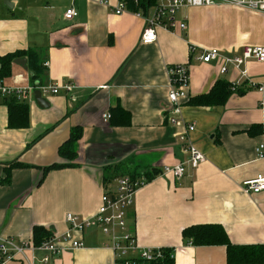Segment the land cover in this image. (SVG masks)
<instances>
[{
    "label": "crops",
    "instance_id": "crops-1",
    "mask_svg": "<svg viewBox=\"0 0 264 264\" xmlns=\"http://www.w3.org/2000/svg\"><path fill=\"white\" fill-rule=\"evenodd\" d=\"M10 1L13 9L0 3V57L32 50L49 66L39 80H32L29 69L13 65L4 83L73 84L77 89L45 96L47 108L39 107L33 95L26 103V129L9 127V110L0 100V236L18 243L33 240L35 227L64 235L66 215H95L104 191L115 190L127 169L139 178L158 172L127 210L128 231L141 248L171 249L174 264H227L223 246L184 243V229L205 224L222 226L234 245L264 246V192L249 195L243 187L264 175V160L256 153L264 145V63L250 61L240 70L230 66L222 75L218 64L198 60L204 50L232 57L246 48L264 47V13L222 5L184 8L176 22L185 23L186 31L158 29V41L144 45V21L114 13L120 0ZM71 6L78 16L68 22L64 13ZM169 66L189 68L184 102L209 93L218 81L243 92L224 106L181 105L177 118L196 125L191 139L206 162L196 170L187 166L180 179L163 175L166 167L187 159L180 139L186 128L168 122ZM103 86L111 88L99 90ZM106 113L112 115L109 122L103 118ZM252 126H262L263 133L248 135ZM75 128L83 136L70 164L59 149ZM63 164L73 166L44 174ZM105 176L115 179L105 183ZM73 236L84 248L68 250L49 264L113 262L112 241L100 229ZM43 256L28 250L9 264H42Z\"/></svg>",
    "mask_w": 264,
    "mask_h": 264
},
{
    "label": "built area",
    "instance_id": "built-area-1",
    "mask_svg": "<svg viewBox=\"0 0 264 264\" xmlns=\"http://www.w3.org/2000/svg\"><path fill=\"white\" fill-rule=\"evenodd\" d=\"M227 6L264 13V0H157L156 5L145 11L132 12L126 5V0H120L119 7L115 9L116 15L132 14L134 17L144 21L145 26L141 36V43L151 45L158 41L157 30L164 29L173 32L176 29L184 32L187 26L183 22H176V15L184 8H204L212 6ZM78 12L74 6L69 7L64 13V19L68 22L74 21ZM194 51V49H193ZM204 64H218L222 75L228 72L230 66L236 70L242 69L248 62L255 61L264 63V47L246 48L241 55L232 57L223 55L218 50H204L198 58ZM48 63L44 64L47 68ZM169 115L168 122L172 126L186 128L185 134L181 136L183 151L186 155V162L175 167H166L163 175H173L180 179L186 173L187 166L196 170L206 162V157L191 139L196 131L195 124L185 125L177 117L181 114V105L188 99L190 85V71L187 66H169ZM242 75L247 77L246 71ZM255 85V83H252ZM111 87L103 86L99 90H108ZM73 84H51L47 86L31 85L29 87L8 86L0 80V100L16 99L19 103H28L35 91H39L44 98L49 95L60 93H71L76 90ZM260 88V91H263ZM105 122L112 119L111 113L104 115ZM257 159L264 160V145L256 149ZM146 183L145 178H136L123 175L117 179L115 190H105L100 207L95 215L88 219H80L73 214L66 215V222L69 224L68 231L60 236L52 238L36 246L32 240L18 243L14 238L0 236V264H9L17 259V256H24L26 251L43 253L42 264H49L54 257H58L68 250L84 248V242L74 238L73 233H83L88 228H98L101 232L110 237L112 241L111 250L114 260L110 264H152L165 258L163 249H146L138 245L137 238L127 228V210L134 205L137 191ZM244 191L249 195H258L264 192V175L247 181L243 184ZM68 245V247H66ZM169 259L175 260L174 252L171 251Z\"/></svg>",
    "mask_w": 264,
    "mask_h": 264
},
{
    "label": "trees",
    "instance_id": "trees-1",
    "mask_svg": "<svg viewBox=\"0 0 264 264\" xmlns=\"http://www.w3.org/2000/svg\"><path fill=\"white\" fill-rule=\"evenodd\" d=\"M157 0H126L128 9L132 12L145 11L149 7L156 5ZM27 60V67L31 73L32 80H39L44 74L45 68L41 63L40 53L37 51H17L0 57V80L4 82L5 79L11 77L12 67L16 60ZM39 83V82H36ZM34 82V84H36ZM242 94L241 89L236 85H232L225 81H218L214 84L209 93L191 98L182 105H189L193 107H217L224 106L234 94ZM5 106L9 110V127L11 129H26L29 127V106L26 103H19L16 99L3 100ZM50 129L48 132H50ZM47 132V133H48ZM248 135L255 136L262 134V126H252L246 131ZM83 136L81 128H75L70 134L69 140L64 143L59 149L61 158L67 161H75L78 157L76 150L78 142ZM40 139V138H39ZM38 139V140H39ZM72 164V163H70ZM53 165L44 170L46 175L49 171L69 168L73 165ZM116 173L117 169H115ZM127 174L134 179L137 175L131 173L130 170L124 169ZM158 176V172H149L145 175L146 182L152 181ZM115 178L106 177V182H112ZM52 238V232L44 227H35L33 229V242L36 246L49 241ZM182 238L184 243L192 247H218L223 246L227 249V264H264V246H238L231 243L229 236L225 229L220 225H197L188 227L183 230ZM165 258L156 261L152 264H174V261L169 259L171 249H163Z\"/></svg>",
    "mask_w": 264,
    "mask_h": 264
},
{
    "label": "water",
    "instance_id": "water-1",
    "mask_svg": "<svg viewBox=\"0 0 264 264\" xmlns=\"http://www.w3.org/2000/svg\"><path fill=\"white\" fill-rule=\"evenodd\" d=\"M6 6L9 9H13L14 8V4L12 2L6 1ZM15 65L17 66H21L24 68L25 71H28L27 68V60H16L15 61ZM35 85H40V83H36ZM34 100L37 102V104L39 105V107L41 108H47L49 107V103L42 97L41 93L39 91H35L34 92Z\"/></svg>",
    "mask_w": 264,
    "mask_h": 264
},
{
    "label": "rangeland",
    "instance_id": "rangeland-1",
    "mask_svg": "<svg viewBox=\"0 0 264 264\" xmlns=\"http://www.w3.org/2000/svg\"><path fill=\"white\" fill-rule=\"evenodd\" d=\"M6 1H9V2H11L10 0H0V3H3V5H5L6 6ZM69 163H73V162H75V161H73V162H71V161H68ZM145 184H147V183H145ZM129 226H130V224H131V220H129ZM133 235V234H132ZM134 236V235H133Z\"/></svg>",
    "mask_w": 264,
    "mask_h": 264
}]
</instances>
